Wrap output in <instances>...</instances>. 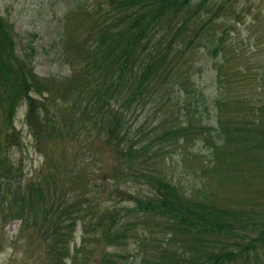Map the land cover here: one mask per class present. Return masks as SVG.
<instances>
[{
	"label": "trees",
	"instance_id": "obj_1",
	"mask_svg": "<svg viewBox=\"0 0 264 264\" xmlns=\"http://www.w3.org/2000/svg\"><path fill=\"white\" fill-rule=\"evenodd\" d=\"M232 2H236L234 21L226 18ZM68 4L57 35L61 40L51 43L61 46L60 56L69 65L66 76H38L32 66L35 46L19 50L13 24L0 13V204L9 208L8 219L19 218L21 231L38 227L36 231L49 241L53 264H67L68 242L78 220L83 242L90 229L92 240L113 247L153 239L161 264H264V258L257 259L264 246V206L255 203L253 194L232 204L221 192L227 182L256 184L264 199V75L257 51L249 57L252 65L246 63L245 42L237 26L244 10L253 11L251 3L75 0ZM257 12H252L253 19ZM83 17L86 24L77 22ZM200 47L213 59L223 54L212 62L215 75L208 93L193 83V67L203 55ZM246 89L259 100L250 102L243 95ZM23 104L24 124L36 148L78 136L81 129L101 140L110 150L113 166L103 170L105 157H101V182L100 170L84 176L89 191L99 190L101 198L115 194L117 203L101 207L98 214L88 208L73 210L64 222V213L53 206V187L43 167L35 177L11 186L15 169L7 149L20 143L15 120ZM148 104L162 113L167 109L166 118L154 124L156 111L149 110L144 117L148 133L144 122L131 133L127 113L143 111ZM198 143L202 146L194 148ZM171 145L185 157H204L202 171L211 179L204 174L188 188L179 183L164 164L163 155ZM43 162L45 166L49 162L51 169L48 154ZM128 180L138 186H117ZM75 181H81V175ZM151 226L162 236L150 238L152 231L146 227ZM121 256L105 251L98 258L91 256V264H123ZM69 264L85 261L72 258Z\"/></svg>",
	"mask_w": 264,
	"mask_h": 264
},
{
	"label": "rangeland",
	"instance_id": "obj_2",
	"mask_svg": "<svg viewBox=\"0 0 264 264\" xmlns=\"http://www.w3.org/2000/svg\"><path fill=\"white\" fill-rule=\"evenodd\" d=\"M0 0V13L11 22L14 26V30L17 34L16 46L21 49H27L29 46H35L36 54L32 55V65L35 73L40 77H46L50 74H63L66 76L69 72V65L64 59L61 58V46L51 44L56 39L61 40V37L57 38L59 29L63 27L65 23V10L68 3H73L75 0ZM243 1L251 3L253 8L252 12L257 9L258 16L253 19L252 12L244 10L240 20L237 22L239 27V36L243 39L245 48V60L248 65H252V59L250 55L252 52H258L257 61H260L261 70L264 75V0H237V4H241ZM236 2H232L226 9V18L234 21V8ZM245 19V22H244ZM84 24L87 23L86 18L77 20ZM256 22V23H255ZM82 33L85 34V29L82 27ZM260 35L262 38L255 45V39ZM64 38L66 36L64 35ZM23 49V50H24ZM203 51V55L198 58L196 65L193 67V77L197 85L203 87L205 90H211L212 75H215V70L212 67L213 61H218L222 58L223 54L219 52L218 56H208L205 53V49L200 47ZM60 58H58V56ZM247 94V99L250 102H257L259 97L251 92L250 89H246L243 95ZM264 97V96H262ZM26 107H20L16 119V130L20 135V143L11 145L8 147L7 152L12 160L13 168L15 172L11 173L12 183L14 188L24 179L35 177L38 170L43 167V172L46 173L53 187L52 194L53 206L57 210H69L73 211L75 207L77 210H83L90 203H93L96 207H105L110 204L117 203L119 197L117 195H104L101 198L100 194L90 192L87 186V181L84 173H89L94 170L101 169V157H105L102 161V169L110 171L113 166V161L109 158L110 150L88 131L81 129V133L78 136H68L61 142L49 144H39L36 148L34 145L33 136L30 135L29 129L24 124V114ZM165 108V107H163ZM155 109L156 117L154 124L166 118L167 109L159 111L157 106L148 104L144 107L143 111H131L126 116V126H129L130 132L133 133L135 129H138V125L141 122L143 124V130L148 133L149 128L146 119L144 118L146 112ZM200 113L205 116V113L200 109ZM1 120V117H0ZM20 126V127H19ZM146 127V128H145ZM161 130V127L158 129ZM87 138L85 139V137ZM149 136V135H148ZM202 146L198 143L194 148ZM172 147V145H171ZM204 151V149H203ZM44 154H48L51 159L52 165L55 164V168H49L50 164L45 166L43 162ZM165 158V166L168 173L173 174L181 184L188 188L197 182L199 177L205 173L202 172V159L204 157L188 154L186 157L181 153V149L177 146L172 147L171 151L163 155ZM99 164V165H98ZM98 165V166H97ZM61 170V171H60ZM81 175V181H75V177ZM207 178L210 180L211 176L207 173ZM7 181V180H6ZM101 182V170L100 178ZM104 181L108 182V180ZM259 183L262 184L259 180ZM117 186L123 189L124 186H130L136 188L138 185L131 180L120 181ZM251 188V189H248ZM260 185L253 184L251 186L241 185L236 183H226L221 188V192L228 196L230 203L239 202L240 198H245L249 194L257 196L255 203L264 206V199L261 195L258 196ZM147 188L145 187V190ZM55 192V193H54ZM89 193L92 199L88 200L87 194ZM56 194V195H55ZM79 203V204H78ZM78 204V205H75ZM38 205V204H37ZM6 205L0 204V264H53L48 254V240L41 234H39L32 226L27 227L23 231L19 230L20 221L18 219H6L9 218V208L6 209ZM86 223L89 218H85ZM47 223V222H46ZM81 220H78V225L74 231L73 241L69 243V247L72 251H78V260L80 257H84L90 248L95 245L92 256L97 258L101 253L117 252L122 254L120 258L123 264H161L159 262L158 252L155 251L153 239L152 242H146L144 245H138L130 241L126 245L122 246H109L104 245L103 242H94L91 240V236L94 235L92 229L89 230L88 239L86 242H81ZM152 232H149V236L155 235L161 237L158 233L156 226L146 227ZM155 238V237H154ZM160 241V240H159ZM153 245V246H152ZM77 248H80L77 250ZM150 248V252L148 251ZM91 253L88 254L89 259ZM146 258L147 260H145ZM264 258V246L257 251V259ZM67 264L70 263V258H67ZM92 260H87V264H91ZM166 264V263H165Z\"/></svg>",
	"mask_w": 264,
	"mask_h": 264
}]
</instances>
